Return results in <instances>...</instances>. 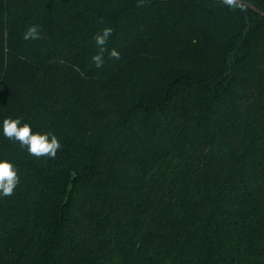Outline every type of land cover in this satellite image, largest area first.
Returning <instances> with one entry per match:
<instances>
[{"label":"trees","instance_id":"16d2710c","mask_svg":"<svg viewBox=\"0 0 264 264\" xmlns=\"http://www.w3.org/2000/svg\"><path fill=\"white\" fill-rule=\"evenodd\" d=\"M138 4L0 0V160L21 178L0 264H264V16ZM105 27L121 58L97 69ZM18 117L58 137L55 159L4 137Z\"/></svg>","mask_w":264,"mask_h":264},{"label":"clouds","instance_id":"9594fccd","mask_svg":"<svg viewBox=\"0 0 264 264\" xmlns=\"http://www.w3.org/2000/svg\"><path fill=\"white\" fill-rule=\"evenodd\" d=\"M142 2L143 0H141V4ZM221 2L232 9L237 7L243 8L241 0H221ZM141 4L137 6L139 7ZM112 33L113 29L111 27H105L93 37L98 46V51L91 57V61L97 69L103 67L105 63V52H108V55L115 60L121 58L119 51L116 49L109 51L105 47ZM22 38L25 41L41 39L40 26L38 24L28 26ZM2 131L5 138L18 142L20 147L26 149L29 155L37 158L48 157L49 159H55L58 151L61 149L59 139L54 133H33L31 125L22 123V118L19 117L5 118L3 120ZM20 182L21 178L15 165L7 159L0 160V195L3 197L12 196Z\"/></svg>","mask_w":264,"mask_h":264},{"label":"water","instance_id":"95a60500","mask_svg":"<svg viewBox=\"0 0 264 264\" xmlns=\"http://www.w3.org/2000/svg\"><path fill=\"white\" fill-rule=\"evenodd\" d=\"M243 2H245V3L248 4L250 7H252L255 11L261 13V14L264 16V12H262L261 10H259L256 6H254V5L251 4V3H248V2H246V1L241 0V3H243Z\"/></svg>","mask_w":264,"mask_h":264}]
</instances>
